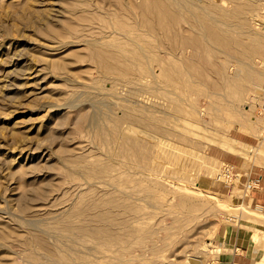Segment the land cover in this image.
<instances>
[{
  "label": "rangeland",
  "instance_id": "rangeland-1",
  "mask_svg": "<svg viewBox=\"0 0 264 264\" xmlns=\"http://www.w3.org/2000/svg\"><path fill=\"white\" fill-rule=\"evenodd\" d=\"M108 2L0 0V264H46L39 239L81 264H220L224 252L237 254L226 264H264V232L252 225L264 227L263 213L250 205L243 188L251 171H264V137L252 116L262 101L264 68L259 93L241 100L232 90H208V81L184 71L191 49L186 58L160 54L164 65L183 72L181 78L170 76L172 81L143 57L120 62V75L104 77L87 56L91 39L136 50L125 36H139L141 47L157 44L138 17H127L117 5L115 12ZM261 28L264 33V24ZM214 55L211 63L218 61L229 72L236 67L227 56ZM201 70L215 79L208 68ZM152 74L163 79L161 89L151 90ZM184 82L193 86L185 88ZM137 90L185 109L174 118L163 108L162 129L170 133L163 138L165 154L154 145L157 134L128 125L126 136L148 141L153 158L171 156L163 168L131 161L122 154L125 148L104 143L89 123L96 110L113 118L133 109L157 126L161 115ZM247 100L252 104L245 107ZM95 200L106 202L105 214L122 205L112 216L115 238L109 239L115 242L51 230L49 223ZM224 229L238 238L236 250L219 241ZM245 231L255 243L240 248Z\"/></svg>",
  "mask_w": 264,
  "mask_h": 264
},
{
  "label": "bare ground",
  "instance_id": "bare-ground-1",
  "mask_svg": "<svg viewBox=\"0 0 264 264\" xmlns=\"http://www.w3.org/2000/svg\"><path fill=\"white\" fill-rule=\"evenodd\" d=\"M223 1H226L228 3L226 5L230 8L223 7L222 3L216 2L215 0H109L108 8L111 9L110 6L113 7L117 5L121 12L127 17L134 19L138 17L140 27L147 34L157 38V44L155 47H141L135 40L139 36H125L124 38H126V40L132 45L134 44L137 46L136 50L133 48L126 49L124 45H100L97 43L100 38H95L91 39L93 42L89 41L86 43L89 47L87 56L89 55V59L93 62L97 72L104 77L106 74L120 75L119 72L123 71V68L120 67V62L122 63L130 60L138 61L140 57H143L146 63H156V65H159V71L166 75L167 80L172 81L170 76L175 77V75H178L180 76L179 78H181L183 72L175 65H164L160 54L163 53L176 58L181 56L185 57L187 49H191V57L193 60L191 58L190 61L186 59L187 61L183 62L184 71L187 74L195 75L201 83H204L205 80L208 81L207 88L212 92L226 89L235 92L237 98L240 100L249 94L250 97H252L251 94H256V92L259 93L262 84L260 79L262 75L261 70L264 68V33L260 32L264 24V0ZM112 10H115V12L118 11V9L115 8ZM215 51L227 56V62L234 63L236 67L230 69L229 72L228 69L226 70V66L219 64L218 61H216V63H211V61L217 57L214 55ZM154 57L157 58L154 59ZM169 63H171V59ZM231 67L232 66H230V68ZM139 68L145 70L144 67ZM205 68H208V71L210 70V75L214 76V80H210V78L206 77V71L204 72V70H201ZM161 80H157L156 75L152 74V81L155 84V86L151 88L152 91L153 89L162 88L157 87ZM183 84L185 88L193 86L189 82H184ZM148 90H137L136 92L144 94L145 100L142 101L154 108L152 112L157 110L161 115L160 119H155L157 126L150 125L152 123L148 122V118L144 114L134 112L132 111L133 109H128L124 111L121 116L113 118L110 116L108 117L106 112L102 113V111L96 110L91 114L89 123L96 129H94L96 134L99 135L104 143L105 141L113 143L118 150H120V148H125V152H122V154L126 155L131 161L147 160L155 164L158 163L157 165L153 163L154 167L163 168L166 162L172 160L171 156L166 154L165 157H158L159 160L161 159V162L158 158H153L151 156V151L148 150V141L144 145L142 144V140L139 142L137 140L138 138L132 139L126 136V132L130 131L128 125L145 126V129H143L147 132L146 134L149 133L151 135V132L152 134L154 133V135L157 134L158 139L155 137L157 139L154 141L155 144L153 142L149 143L154 144L155 147L158 148L162 147L161 149L163 150V146L166 147L163 138H166V136L170 134L168 131L162 129V119L164 116L162 113L165 112L163 108L168 110L167 114L174 118L177 117L179 113L185 112V109L178 103L166 101L156 96L158 94L154 95L148 92ZM177 98L180 99V97ZM135 101L137 100L135 99ZM244 104V106L247 107L251 106L250 104L252 103L248 101L244 102ZM106 121L113 124L111 128L106 126V124H109ZM218 146L224 148L221 145ZM160 152L165 154L164 150ZM175 152L173 151V153ZM173 153L172 155H174ZM176 155L177 153L174 156ZM166 156L168 158H166ZM88 170L90 169L88 168ZM145 174L148 173L145 172ZM89 175L91 176V174ZM127 196L129 197V195ZM108 202V205L111 206L110 201ZM105 203L106 202H103V200L101 202L96 200L92 202L89 201V203L87 202V204L83 205L80 209H73L74 212L71 211L72 214H70L69 218H60L49 223L51 230L54 228L60 233H65L67 235L75 233L76 236L93 238L97 242L99 240H104V238H115L112 232L114 227V219L112 216L115 215L114 211H120L121 208L118 209L120 204L118 205L115 203L117 204L116 206L112 204L117 208H110L108 206L112 210L110 211L109 209L107 211L109 214H105L106 207L103 205ZM255 209L260 213L262 212L259 206ZM71 215L73 216L71 217ZM95 221H98L99 224L94 225ZM110 239L108 241H111ZM113 240L115 242V239ZM113 240L111 243H113ZM107 243L110 244V242ZM38 247H41L42 256L46 259V264H81L80 258L75 257L76 259H72L70 254L63 253L58 250L57 247L49 245L46 240L39 239ZM71 260H73V262ZM82 263H84V261Z\"/></svg>",
  "mask_w": 264,
  "mask_h": 264
},
{
  "label": "crops",
  "instance_id": "crops-1",
  "mask_svg": "<svg viewBox=\"0 0 264 264\" xmlns=\"http://www.w3.org/2000/svg\"><path fill=\"white\" fill-rule=\"evenodd\" d=\"M227 164H231L226 162ZM233 165V164H231ZM259 176V183L258 185L254 188L251 189L249 191L250 194V202H251V206H254V209L257 208L256 206H259L260 210L262 211V215L261 217H264V171H251L248 175V179L249 178H253ZM250 224H252V222H249ZM254 228L260 229L262 232H264V227H256L254 224H252ZM222 233V232H221ZM224 235H220L219 236V241L224 244H226L228 247L230 246L232 250L234 248V250H236V245L238 243V238L236 237V235L233 233L232 230H230L229 233H227V231L224 229ZM263 239V235H257V242H261L263 241L261 239ZM250 241H252L253 243H255V241L252 239V235L251 232L249 231H245L239 241V246L241 247H245V248H249L251 246ZM263 243V242H262ZM243 249V248H242ZM238 250V249H237ZM237 254L235 252L233 253H221V255L218 257V261L220 264H226L229 263V261H233L234 260V256H236ZM234 264H240V263H234Z\"/></svg>",
  "mask_w": 264,
  "mask_h": 264
},
{
  "label": "built area",
  "instance_id": "built-area-1",
  "mask_svg": "<svg viewBox=\"0 0 264 264\" xmlns=\"http://www.w3.org/2000/svg\"><path fill=\"white\" fill-rule=\"evenodd\" d=\"M262 101L256 105L252 110V116L255 122L260 126L262 136L264 137V82L261 93ZM226 173V171H224ZM228 175V173H226ZM259 183V176L247 179V182L243 185V188L247 191L254 189ZM258 207V206H256Z\"/></svg>",
  "mask_w": 264,
  "mask_h": 264
}]
</instances>
